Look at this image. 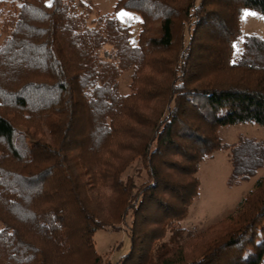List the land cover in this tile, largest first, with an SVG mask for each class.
I'll return each mask as SVG.
<instances>
[{
	"label": "trees",
	"instance_id": "trees-1",
	"mask_svg": "<svg viewBox=\"0 0 264 264\" xmlns=\"http://www.w3.org/2000/svg\"><path fill=\"white\" fill-rule=\"evenodd\" d=\"M73 2L86 9L0 0V264H102L94 233L128 214L116 264H264V173L218 221L180 223L215 151L229 149V187L264 167V139L218 133L264 128V38L239 26L264 0H117L140 15L135 44L129 26L88 22ZM135 160L139 185L122 178Z\"/></svg>",
	"mask_w": 264,
	"mask_h": 264
},
{
	"label": "rangeland",
	"instance_id": "rangeland-1",
	"mask_svg": "<svg viewBox=\"0 0 264 264\" xmlns=\"http://www.w3.org/2000/svg\"><path fill=\"white\" fill-rule=\"evenodd\" d=\"M1 1H3L4 10L12 7L11 4L18 5L20 3V0ZM81 1L86 5V9L79 8L73 2L72 11L74 14L84 11L88 22L98 15L110 14L117 18L123 26H129L130 41L132 44L137 42L140 15L136 11L124 7H116L117 0ZM245 11L254 13V15L242 18ZM121 13H126L127 15L121 17ZM239 26L242 34L254 33L264 38V14L244 9L239 16ZM235 45L240 49V42ZM238 53L235 48L234 55H238ZM129 83L130 71L122 72L118 78L119 91L128 93L130 91ZM218 133L223 142L228 144L235 143L241 136L264 139V128L254 124L223 126L218 129ZM230 170L229 149L217 150L212 156L205 158L199 163L197 172V177L199 178L198 194L189 205L185 218L180 222L185 231L196 232L202 230L233 212L252 189L256 179L264 173V167L260 168L250 180L229 187L226 182ZM127 176H132L137 185L146 180V171L141 167L140 160L133 161L127 167L122 174V178L125 179ZM130 222L131 216L128 214L124 221L114 227L108 225L106 229H99L94 233V248L101 256L102 264H116L129 252ZM1 228L2 224L0 223Z\"/></svg>",
	"mask_w": 264,
	"mask_h": 264
},
{
	"label": "snow or ice",
	"instance_id": "snow-or-ice-1",
	"mask_svg": "<svg viewBox=\"0 0 264 264\" xmlns=\"http://www.w3.org/2000/svg\"><path fill=\"white\" fill-rule=\"evenodd\" d=\"M120 15H121V17H123L124 15H127V14L121 13ZM248 15H254V13H249V12L245 11L242 18H246ZM241 39H242V37H241ZM233 46H234V48H236V52L241 51V49H239L235 44Z\"/></svg>",
	"mask_w": 264,
	"mask_h": 264
}]
</instances>
